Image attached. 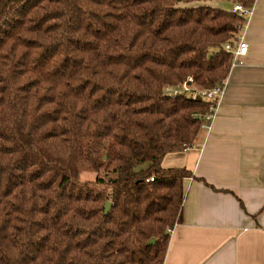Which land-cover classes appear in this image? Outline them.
Instances as JSON below:
<instances>
[{"label":"trees","instance_id":"1","mask_svg":"<svg viewBox=\"0 0 264 264\" xmlns=\"http://www.w3.org/2000/svg\"><path fill=\"white\" fill-rule=\"evenodd\" d=\"M207 1L254 4L0 0V264L164 263L198 179L161 162L212 115L165 88L221 85L246 23Z\"/></svg>","mask_w":264,"mask_h":264},{"label":"crops","instance_id":"2","mask_svg":"<svg viewBox=\"0 0 264 264\" xmlns=\"http://www.w3.org/2000/svg\"><path fill=\"white\" fill-rule=\"evenodd\" d=\"M239 36L247 52L230 68L209 130L162 159L198 179L183 181L163 264H264V0Z\"/></svg>","mask_w":264,"mask_h":264},{"label":"built area","instance_id":"3","mask_svg":"<svg viewBox=\"0 0 264 264\" xmlns=\"http://www.w3.org/2000/svg\"><path fill=\"white\" fill-rule=\"evenodd\" d=\"M229 11L245 19H247L251 13V10L243 8L240 5L231 6ZM224 50L225 52H227L232 56V61L230 66V68H232L239 63L240 57L246 54L247 43L243 37L238 36L230 40V42H227L224 46ZM192 83H193L192 79L188 78L186 82H184L182 85L176 86L175 88L166 87L165 92L171 96L181 95V94L190 96L191 98L200 96L201 98L210 101L212 103V107H211L212 115L205 117L204 122L201 125L202 130H209L210 128L209 124L212 121L216 107L221 99L224 90L225 80L224 82L221 83V85L216 86L209 91L193 90Z\"/></svg>","mask_w":264,"mask_h":264},{"label":"rangeland","instance_id":"4","mask_svg":"<svg viewBox=\"0 0 264 264\" xmlns=\"http://www.w3.org/2000/svg\"><path fill=\"white\" fill-rule=\"evenodd\" d=\"M198 6V5H205V6H210V7H216V8H221V9H227L228 6L226 3H222V2H219V1H207V2H200V3H194V4H189L187 6ZM238 35L234 36V38L238 37ZM202 132H205V131H202ZM85 178H87V180H93L94 179V175L93 174H89V175H85Z\"/></svg>","mask_w":264,"mask_h":264},{"label":"water","instance_id":"5","mask_svg":"<svg viewBox=\"0 0 264 264\" xmlns=\"http://www.w3.org/2000/svg\"><path fill=\"white\" fill-rule=\"evenodd\" d=\"M110 203L109 202H106L105 205H104V214L106 215L110 209ZM154 244V241L151 240L148 242V245H153Z\"/></svg>","mask_w":264,"mask_h":264}]
</instances>
